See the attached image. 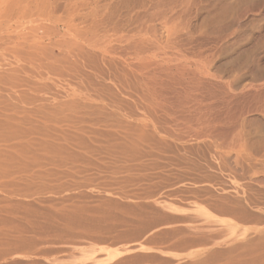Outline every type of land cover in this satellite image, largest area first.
Wrapping results in <instances>:
<instances>
[{
    "label": "rangeland",
    "instance_id": "rangeland-1",
    "mask_svg": "<svg viewBox=\"0 0 264 264\" xmlns=\"http://www.w3.org/2000/svg\"><path fill=\"white\" fill-rule=\"evenodd\" d=\"M0 264H264V0H0Z\"/></svg>",
    "mask_w": 264,
    "mask_h": 264
}]
</instances>
